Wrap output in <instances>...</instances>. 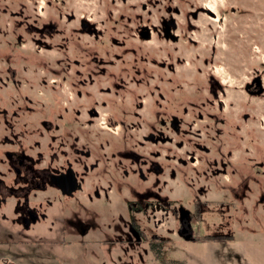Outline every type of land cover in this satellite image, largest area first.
Returning a JSON list of instances; mask_svg holds the SVG:
<instances>
[{"label": "rangeland", "instance_id": "374dc122", "mask_svg": "<svg viewBox=\"0 0 264 264\" xmlns=\"http://www.w3.org/2000/svg\"><path fill=\"white\" fill-rule=\"evenodd\" d=\"M229 7L249 13L222 24L213 19L212 13ZM170 18L177 24L176 42L161 31L162 21ZM23 20H29L28 34ZM82 21L95 36L81 30ZM49 22L53 26L35 31ZM145 27L152 31L149 41L139 35ZM255 78L264 87V0H0V114L20 115L12 133L0 121V168H6L5 150L47 152L46 134L30 133L25 120L49 114L65 137L63 125L89 120L98 137L110 139L103 148L107 154L123 143L113 137L123 121L127 148L142 160L158 150L161 167L178 170L181 165H171L178 158L188 164L181 167L187 171L184 184L165 174L160 187L170 193L175 209L194 212L199 206L193 228L204 240L181 239L174 234L179 225L173 211L170 217L161 213L163 226L156 232L168 238L163 258L183 264H264V205H256L264 183L251 186L242 203L234 192L240 186L231 165L219 176H203L213 167L190 164H264V92L249 95L244 89ZM156 111L159 119L181 120L186 133L155 148L144 136L151 132ZM159 130L161 138L173 137L168 128ZM35 140L42 144L34 145ZM58 154L72 155L65 147ZM254 173L261 177V170ZM225 175L232 180L222 179ZM137 186L147 188L141 178L129 180V188ZM123 203L119 193L97 203L84 201L68 218L85 224L86 235L77 229L71 238H49L40 248L15 247V263L161 264L150 259L147 245L127 242Z\"/></svg>", "mask_w": 264, "mask_h": 264}, {"label": "flooded vegetation", "instance_id": "af4514ba", "mask_svg": "<svg viewBox=\"0 0 264 264\" xmlns=\"http://www.w3.org/2000/svg\"><path fill=\"white\" fill-rule=\"evenodd\" d=\"M228 11H218L217 15L212 13L213 19L216 18L218 22L222 20L223 23L225 20L230 19L227 14ZM220 13H222V16ZM22 25L25 26L26 34H28L31 31L27 29L29 20H23ZM51 26L53 24L49 22L44 24L42 29H35V31L40 32ZM81 30L89 35H96L94 28L85 21L81 22ZM176 30L177 24L174 19L170 18L162 21L161 31L166 40L176 42L178 40L177 35H175ZM139 35L142 40L149 41L152 37V31L145 27L141 29ZM258 80L255 78L244 87L249 95H259L264 92V87ZM213 83L220 86L215 81ZM156 112L151 132L144 136L152 142L155 148L160 143L171 144L175 141V136L186 133L182 129L181 120L175 116H171L168 120L159 119V113ZM96 115V112L88 114L90 117H96ZM0 116L2 117L0 121L4 129L8 133H12L15 129V118L20 117V115L16 111L9 114L5 110ZM81 116L80 113H77V117ZM54 121L55 119L49 114H41L39 119L25 120L24 125L28 126L30 133L36 135L39 131L46 134V140L43 141L44 148L47 149L46 153L38 151L36 155H32L27 153L25 148L3 152L5 162H2V164L6 165V168L5 170L0 168V247L3 248L0 251V264H16L13 249L15 247L20 248V250L31 246L40 248L45 244L46 239L71 238L74 230L77 229L82 235H86L88 227L85 224H79V219L74 221L73 218H68V215L74 214L75 208H78L84 201L97 203L108 199L114 193H119L129 219L127 223V242L136 246L147 245L151 254L150 259L156 261V263L166 264L170 261L163 258V248L168 238L164 236L165 234L159 235L156 232V229L163 226L162 218L164 217H161V213L170 217L173 211L179 225L174 234L187 241L199 242L200 237L196 236V231L193 228L198 219L199 206L194 212L183 207L175 209L172 206L170 193H164L160 187L161 177H164L165 174L173 182L178 181V183L184 184L183 182L187 181V171L183 169L184 167L181 168L188 165L185 160L178 158L171 164L181 165L178 170L175 167H161L158 161V150L154 152L155 154L152 153V159L142 160L134 150L127 148L128 144L125 140L127 133L123 121H117L116 127L119 125L121 131L115 132V136H113L115 138L119 137L123 143L120 147H117L120 150L111 147L113 150L110 154H107L106 151L103 152L105 146L111 145L110 139L103 136L98 137L95 133L96 130L90 129L89 120L84 125H81L78 122L79 120H75L71 126L63 127V125L62 129L66 128V137L60 134V131L63 130H61L60 125H54ZM160 126L168 128L173 137L161 138ZM218 132L220 133V131ZM7 138L5 135L4 139L7 140ZM38 143L42 144L41 141H34V145ZM184 143L185 141L182 140L179 144L184 145ZM53 145L56 146V149ZM195 146L198 150L203 147L200 144H195ZM62 147L71 151V158L64 159L58 154V150ZM105 154H107L106 160H104ZM99 158H102L103 161H100ZM190 164L213 167L215 171L213 169L208 170V168L205 172L202 171L203 176L204 173L219 176L222 172L224 173L225 166L231 165L233 178L239 180L237 186H240L239 190L234 192L242 203L245 201L251 186L264 183L263 163L252 164V167L246 168L242 166L246 164L239 161L227 162L221 160L219 162L214 160L212 162L206 161L205 164L192 161ZM218 166H221L222 169ZM257 170H261L260 178H257L254 173ZM139 177L147 185V188L143 190L138 189V186L129 188V180L134 182L136 179L140 180ZM221 178L227 181L232 180V178H227L226 175L221 176ZM163 182L167 185L166 180ZM201 194L204 196L203 193ZM256 205H264V192L258 196ZM145 223L148 226H145ZM150 223L154 224L155 229ZM46 251L52 252L51 250ZM18 257L22 259L24 256L20 255ZM28 264L44 263L34 261Z\"/></svg>", "mask_w": 264, "mask_h": 264}, {"label": "water", "instance_id": "95a60500", "mask_svg": "<svg viewBox=\"0 0 264 264\" xmlns=\"http://www.w3.org/2000/svg\"><path fill=\"white\" fill-rule=\"evenodd\" d=\"M229 10V11H228ZM221 11H228V18H233V17H238L241 15H245L248 14L249 11L243 9L242 7H229L227 9H222ZM220 15L222 16V13H220ZM220 24H222V20L220 21Z\"/></svg>", "mask_w": 264, "mask_h": 264}, {"label": "trees", "instance_id": "16d2710c", "mask_svg": "<svg viewBox=\"0 0 264 264\" xmlns=\"http://www.w3.org/2000/svg\"><path fill=\"white\" fill-rule=\"evenodd\" d=\"M208 238H210V237H208ZM200 240L203 241L204 239L200 238ZM166 264H183V262L177 261V260H170Z\"/></svg>", "mask_w": 264, "mask_h": 264}]
</instances>
